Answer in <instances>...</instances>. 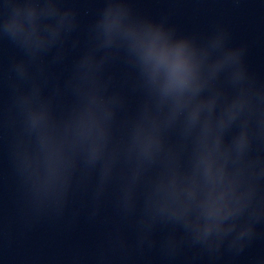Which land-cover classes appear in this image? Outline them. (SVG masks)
<instances>
[{
  "label": "water",
  "instance_id": "water-1",
  "mask_svg": "<svg viewBox=\"0 0 264 264\" xmlns=\"http://www.w3.org/2000/svg\"><path fill=\"white\" fill-rule=\"evenodd\" d=\"M86 0H0V126Z\"/></svg>",
  "mask_w": 264,
  "mask_h": 264
}]
</instances>
